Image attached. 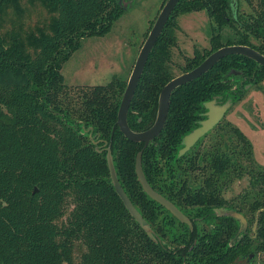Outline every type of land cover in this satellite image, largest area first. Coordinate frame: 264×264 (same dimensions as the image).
Wrapping results in <instances>:
<instances>
[{
    "label": "trees",
    "instance_id": "trees-1",
    "mask_svg": "<svg viewBox=\"0 0 264 264\" xmlns=\"http://www.w3.org/2000/svg\"><path fill=\"white\" fill-rule=\"evenodd\" d=\"M246 2L249 11L239 0H178L131 99L133 130L153 123L159 91L176 75L171 48L179 14L205 10L211 26L210 46L194 48L180 72L224 44L264 54V0ZM26 5L45 10L44 19L23 26L18 19ZM126 8L121 0H0V12L17 17L3 31L0 24V264H236L264 252V166L255 162L246 133L223 117L179 154L183 136L206 117V102L233 105L250 87L262 88L264 65L231 53L176 87L160 133L144 146L116 124L127 80L113 75L105 83L69 86L61 72L81 38L104 35ZM108 145L124 191L157 240L116 192ZM139 150L149 184L192 227L143 190L135 170ZM244 175L249 186L224 196ZM219 207L241 212L249 227L240 231L239 220L218 214Z\"/></svg>",
    "mask_w": 264,
    "mask_h": 264
},
{
    "label": "rangeland",
    "instance_id": "rangeland-1",
    "mask_svg": "<svg viewBox=\"0 0 264 264\" xmlns=\"http://www.w3.org/2000/svg\"><path fill=\"white\" fill-rule=\"evenodd\" d=\"M163 0H123L126 9L113 22L104 35L81 38L79 47L63 62L61 72L69 86L99 84L109 81L113 75L127 80L137 53ZM242 10L249 11L246 0H239ZM24 4V3H23ZM20 22L30 26L45 17V10L38 7H25ZM177 44L171 48V67L175 74L185 57L193 54L194 48L202 50L210 46L211 26L205 10L181 13L177 16ZM17 17L11 10L0 12L1 30L10 28ZM230 28L225 27L224 34ZM262 88L250 87L246 95L237 103L231 104L227 119H231L250 138L253 144V157L257 164L264 166V80ZM249 186V176L235 179L224 196L231 198L242 193ZM247 227H249L247 222ZM255 223L252 225V230ZM80 249H75L79 254ZM253 259L241 257L236 264H264V252L252 253Z\"/></svg>",
    "mask_w": 264,
    "mask_h": 264
},
{
    "label": "water",
    "instance_id": "water-1",
    "mask_svg": "<svg viewBox=\"0 0 264 264\" xmlns=\"http://www.w3.org/2000/svg\"><path fill=\"white\" fill-rule=\"evenodd\" d=\"M178 0H165L161 5V8L153 21L143 43L140 46V49L135 58L134 64L130 71V74L127 78L126 85L119 103L118 111H117V119L116 124L119 126V129L123 132V134L129 139L135 141H143L144 146H146L154 137H156L165 122L168 109L170 96L172 91L188 82L192 79L200 76L208 69H210L218 60L222 57L231 54V53H240L246 55L259 64L264 65V54L254 47L242 44V43H233V44H224L214 50H212L208 55H206L196 66L188 69L186 71L180 72L170 78L160 89L158 95V103H157V112L153 123L143 129V130H133L127 120V113L129 109V105L131 99L134 95L135 89L137 87L139 78L143 72L144 65L147 61L148 55L151 52L153 46L156 43L158 36L160 35L166 21L168 20L171 12L173 11ZM231 102L226 101L225 103L219 104L216 99H212L206 102L207 111L206 117L202 119L199 125L193 128L190 132L185 134L182 138L183 146L179 149V154L185 152L188 148H190L195 141H197L204 133H206L209 129H211L217 122L221 120V118L225 115L227 109L230 107ZM107 141H105L106 143ZM141 153L142 150H139L136 155L135 160V170L137 174V178L140 181L143 190L153 199L158 201L164 207H166L173 215H175L180 221L186 222L190 227H192V222L190 218L170 199L165 197L163 194L155 190L147 181L145 174L141 165ZM110 178L112 184L118 195L121 197L123 203L131 213V215L138 221V223L142 226V228L146 231L149 237L153 240H157L155 232L149 222L145 219V217L140 213L137 207L133 204L131 199L128 197L126 192L124 191L113 163V158L111 154L110 145L107 146L106 153ZM37 190L35 186L33 191ZM218 214H227L232 215L239 220L240 226L239 230H245L247 228V219L246 217L239 211L219 207L216 209Z\"/></svg>",
    "mask_w": 264,
    "mask_h": 264
},
{
    "label": "flooded vegetation",
    "instance_id": "flooded-vegetation-1",
    "mask_svg": "<svg viewBox=\"0 0 264 264\" xmlns=\"http://www.w3.org/2000/svg\"><path fill=\"white\" fill-rule=\"evenodd\" d=\"M121 1H122V3H123V0H121ZM123 4H124V3H123ZM125 5H126V4H125ZM229 108H230V107H229ZM229 108L227 109V111L229 110ZM227 111H226L225 115L229 113V111H228V113H227ZM225 115H224L223 117H226ZM223 117H222V118H223ZM222 118H221V119H222ZM229 120H231V119H229ZM231 121H232V120H231ZM246 135H247V134H246ZM247 136H248V135H247ZM248 138H249V137H248ZM249 139H250V138H249ZM251 142H252V141H251Z\"/></svg>",
    "mask_w": 264,
    "mask_h": 264
}]
</instances>
